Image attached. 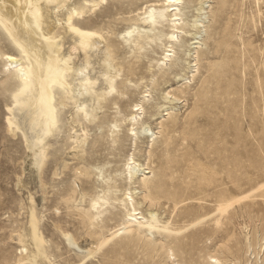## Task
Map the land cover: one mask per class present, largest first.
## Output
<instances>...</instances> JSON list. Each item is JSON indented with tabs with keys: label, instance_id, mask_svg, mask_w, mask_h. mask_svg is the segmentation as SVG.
I'll return each instance as SVG.
<instances>
[{
	"label": "rangeland",
	"instance_id": "rangeland-1",
	"mask_svg": "<svg viewBox=\"0 0 264 264\" xmlns=\"http://www.w3.org/2000/svg\"><path fill=\"white\" fill-rule=\"evenodd\" d=\"M54 3L57 2L52 4ZM147 5L145 0H104L102 4L74 18V23L81 29L86 25L100 27L105 36L117 42L122 41L117 49L118 58L128 60V65L133 70L131 79L134 85L118 100L119 104L108 102L96 118L92 115L86 118L82 111L79 112L83 126H87L88 139L84 153L73 154L77 148L74 139L76 128L73 125L77 107L70 98L66 100V105L59 103L71 87L70 76L68 71L64 72L69 81L66 84L52 80L55 83L52 100L56 116L53 130L39 145V148L45 146L48 150V158L41 172L38 171L40 165L35 164L37 146V149L30 147L23 128L10 122L13 117L10 106L13 104L14 107L16 104L12 92L15 82L2 73L3 64L0 59V264H31L29 261L18 262L23 254L34 249L33 241L27 234L32 208L41 214L40 232L48 241V245L45 244L55 264H104L102 251L91 254L90 250L88 252L89 245L83 246L84 241H90L91 238L82 234L86 226L80 222L75 204L87 203V199L82 198L83 187H90L98 195H108L109 198L120 195L128 186L126 162L133 154L145 168L150 161L153 160L152 165L155 166L164 158L163 135L155 133L159 137L153 141L152 132H158V121L168 117L161 116L164 113V104L170 106L169 101L164 99V89L180 86L182 82H177L180 74L192 75L188 71L199 68L194 79H185L190 83L187 90L188 100L181 98V102L174 105L178 131L173 132L176 136L171 149L178 148L177 153H180L190 145L193 147L192 153L200 155L203 161L220 162L218 154L210 152L211 148L204 155L197 146L202 137L208 145V137L218 130L216 124L222 125V135L215 139V144L222 141L220 148L233 146V131L236 132L235 128L238 126L239 131L242 130L240 133L246 138L241 145L242 149L245 145L244 151L249 143L248 151L245 152L247 154H251L249 151L252 148H257L258 141L261 140L259 136L264 137V0H182L179 6L182 17L180 23L184 31L174 42L175 49L171 60L154 77L151 76L152 68L149 66L151 60L162 56L161 44L166 42V33L170 30L168 23L165 22L161 37L148 40L149 43L142 49H137L131 38L124 40L121 37L131 25L127 17L143 13ZM201 7L204 9H200ZM63 26L65 23L60 25ZM40 27L43 28V24ZM62 30L58 29L59 32ZM103 40L105 41V37L102 38L101 46L105 43ZM194 41L200 43H192ZM193 45L199 46L198 49L191 48ZM0 49L20 56L26 55L1 21ZM197 50L201 60L193 69L188 67V63L198 62L195 58L198 55ZM78 59L79 54L74 55L73 61ZM125 76L122 71L118 79L123 80ZM200 77L201 80L198 79ZM144 88L148 89L149 94L144 114V121L148 123L142 129L138 125L137 142H133L125 132L127 122L116 127L112 121L118 115L117 110L122 114L128 112L131 104L141 97ZM199 91L204 93L200 114L197 113L199 121L194 123V127H199V137H185V132L191 129L186 123L187 115L197 96L201 95L198 94ZM109 126L112 127L111 130L120 129L118 142H111V136L115 132L109 131ZM249 147H252L251 150ZM151 148L154 151L149 160L148 151ZM57 157H66L69 162L64 171L58 174L53 171L58 162ZM86 162L91 175L77 176L76 167L85 165ZM215 167H220V164H215ZM152 173L148 174L153 175ZM158 177L159 175L155 178ZM187 179L194 182L193 175ZM224 185L234 187L232 181ZM70 186L76 188L75 195L78 200L73 199L66 203L61 194ZM214 203L204 200L203 208L200 204L194 203L191 206L193 203H190L191 205H182L173 210L172 204L168 202L163 207L158 205L153 208L157 210L153 223H158L155 226V239L171 242L177 249L180 247L184 264H208L206 244L211 241L220 244L219 241L227 238L229 233L231 250L226 254L227 261L224 264H264V219H261L264 216V200L234 201L228 207L227 216ZM109 214L110 209L105 216H112L110 222L114 223L122 218L124 212ZM225 218L229 221H225ZM59 224L68 234L60 231ZM159 227L160 230L157 229ZM22 233L26 234L25 243L20 241L19 235ZM119 233L107 236L103 245L115 240L124 242L122 234ZM71 234H78L79 238L71 239ZM133 254V260L141 263L155 262L158 258H147L141 249ZM41 263L50 264L49 258L41 260Z\"/></svg>",
	"mask_w": 264,
	"mask_h": 264
},
{
	"label": "bare ground",
	"instance_id": "bare-ground-1",
	"mask_svg": "<svg viewBox=\"0 0 264 264\" xmlns=\"http://www.w3.org/2000/svg\"><path fill=\"white\" fill-rule=\"evenodd\" d=\"M103 1L0 0V21L26 53L25 56H20L14 52H6L0 49V59L1 64H3L1 71L15 82V88L12 92L16 104L14 107L13 104L10 106L13 114L10 122L23 128L30 147L34 149L37 146L35 164L40 165L39 172L44 169L45 160L48 158L46 147L39 148V145L53 130L56 116L55 105L52 100L55 83L53 84L52 80L56 79L59 83L66 84L69 81H67L64 72L68 71L70 76V84H68L71 87L69 91L67 90L69 94L62 96L65 100L63 99L59 103L66 105V100L70 98L77 107L73 119V125L76 128L74 139L77 142V148L74 153L72 152L73 154L84 153L85 143L88 139V129L87 126H83L79 112L82 111L86 118L89 115L96 118L101 109L108 105V102L114 105L119 104L118 100L123 98L122 95L128 92L131 85H134L131 79L133 70L128 65V60L118 58L119 50L117 49L122 41L117 42L107 35L105 36L100 27L86 25L81 29L74 23V18H77V15L95 8ZM53 2L57 3L52 4ZM181 2L182 0H145V4L148 5L143 13L139 12L140 14L136 13L137 15L127 17L131 25L121 37L124 40L131 38L137 49H142L145 44L149 43L148 40L160 38L164 33L162 28L165 22L168 23L170 30L166 33V42L161 44L162 56L157 60H151L149 66L152 68V77L171 60L175 49L174 42L184 31V27L180 23L182 19L179 7ZM200 9L204 8L201 7ZM64 23L65 26L60 27ZM40 24H43V28L40 27ZM83 28H88V30L84 31ZM58 29L63 30L59 32ZM103 37H105V41L103 40L105 43L101 46ZM242 42L245 44L244 40ZM192 43L200 42L194 41ZM198 47L193 45L191 48L198 49ZM196 53L198 55L195 58L198 62L191 64L190 61L188 63V67L193 69L201 60L198 50ZM76 54H79V59L73 61ZM196 70L188 71V73L192 72V75L180 74V79L177 81L182 82L180 86L169 90L164 89V99L169 101L170 106L164 104V113L161 116L166 117L165 115H168V117L158 121V132H152L153 141L159 137L155 133L163 135L164 158L160 159L155 166L152 165L154 161H150L148 167L145 168L142 167L134 154L130 156L126 162L128 186L117 197L100 196L90 187H83L82 198L87 199V203L85 205L75 204L80 215V222L86 226L82 234L91 238L90 241L85 238L83 246L89 245L88 252L90 250L91 254L102 251L104 264H156V262L158 264H184L179 252L180 247L177 249L171 242H162L154 237L155 226L158 223H153L155 220L153 218L157 215V210L153 208H157L158 205L163 207L169 202L172 204L173 210H176L182 205L193 203L191 206H194V203H197L203 208V201L209 200L215 202L218 210H222L227 216L228 207L234 201L264 200L263 135L259 136L262 141H258L259 144L256 143L257 148L249 147V150L252 148L249 151L251 154H247L245 152L248 151L249 143H246V151H244L245 145L244 150L241 145L244 144L245 135L240 133L242 130L239 131L240 127L238 126L239 128H235L237 129L236 132L233 131V146L220 148L222 141L215 144V139L218 135H222V125L216 124L218 130L208 137L210 139L207 141L208 145L202 137V141H198L197 146L201 148L204 155H207V150L211 148L210 152L217 153L220 162L203 161L200 155L192 153L193 147L190 145H188L187 150L180 153H177L178 148L176 150L171 149L170 146L174 144L176 136L173 132L178 131L174 105L181 102V98L188 100L187 90L190 83L185 79H194ZM122 71L126 76L125 79L119 80ZM201 77L198 79L201 80ZM198 94L201 95L197 96L187 115L186 123L191 126V129L185 132V137L189 135L199 137V127H194V123L199 121L197 113L200 114L199 109L203 104L204 93L199 91ZM148 96V89L144 88L141 97L131 104L127 113L122 114L121 111L117 110L118 115L113 117L112 122L116 127L127 122L125 132L131 140L133 139V142H137L136 129L138 125L140 128H144L148 123L144 121ZM111 128V126L108 127L109 131L115 132V135L111 136V142H118L120 129L111 130ZM144 134L146 133L144 132ZM153 151L152 148L148 151L149 160L153 156ZM57 160L53 171L58 174L64 171L69 162L66 157H62V159L57 157ZM217 163L220 164V167H215ZM76 170L77 176L80 174L90 176L92 173L87 162L85 165L77 166ZM140 172L142 173L138 174ZM151 172L153 175L148 174ZM157 175H159L158 179L155 178ZM191 175L194 176V182L187 179ZM229 181L234 183V187L224 185ZM136 183H138L137 186ZM75 194L76 188L70 186L61 195L64 201L69 203L73 199H77ZM32 209L27 234L33 241L34 249L23 254L18 263L29 261L31 264H42L41 260L49 258L50 264H55L53 258L51 259V253L47 250L48 241L40 232L41 214L34 208ZM108 209H110L109 215H114L119 211L124 212V214L122 218L111 223L113 217L105 216ZM180 218L182 217L180 216ZM261 219H264L263 215ZM225 221L229 220L225 218ZM58 228L62 233L68 234L66 229L60 227V224ZM157 229L160 230V227ZM116 233L122 234L124 242L115 240L108 245H103L107 236ZM77 235L71 234V239H78ZM19 236L21 237L20 241L25 243L26 234L22 233ZM230 238L231 235L228 233L227 238H222L219 241L220 244L212 241L206 244L208 264H224L227 261L226 254L231 250ZM176 243L178 245V242ZM215 244H217L218 249H216ZM23 246L25 247V245ZM140 249L147 258L158 257L157 260L155 262H135L132 255H134V251Z\"/></svg>",
	"mask_w": 264,
	"mask_h": 264
}]
</instances>
